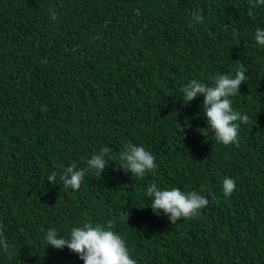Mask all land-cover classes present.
Listing matches in <instances>:
<instances>
[{
  "label": "trees",
  "instance_id": "1",
  "mask_svg": "<svg viewBox=\"0 0 264 264\" xmlns=\"http://www.w3.org/2000/svg\"><path fill=\"white\" fill-rule=\"evenodd\" d=\"M260 26L264 7L253 0H0V232L14 252L0 250V264H84L43 237L85 222H111L138 264H264ZM241 64L248 80L233 107L249 120L239 143L225 145L196 130L207 126L203 95L185 104L181 89ZM129 142L156 157L143 178L113 161L78 190L48 181L102 147L118 157ZM225 176L237 184L230 197ZM153 183L210 202L173 224L150 205Z\"/></svg>",
  "mask_w": 264,
  "mask_h": 264
},
{
  "label": "clouds",
  "instance_id": "2",
  "mask_svg": "<svg viewBox=\"0 0 264 264\" xmlns=\"http://www.w3.org/2000/svg\"><path fill=\"white\" fill-rule=\"evenodd\" d=\"M256 7H264V0H253ZM53 20L57 13L50 10ZM203 16L199 12L193 13V22L203 23ZM255 41L260 48H264V26L255 29ZM248 68L241 64L235 75L229 73H217L212 78V83L203 82L198 78L191 79L181 89V96L185 104L191 103L195 98L203 95V115L206 116L207 126H198L197 131L208 137L212 135L219 142L228 145L239 143L241 124L247 123L249 116L242 114L233 107V98L240 92L241 85L248 80ZM188 126L190 118L185 119ZM116 161L126 171H130L134 177L143 178L156 167V157L142 144L129 142L119 153L118 157L112 155L110 147H102L98 152L86 160V167H78L71 164L63 171H53L48 181L56 184L57 177L63 186L78 190L89 172L102 175L110 164ZM237 184L233 177L225 176L222 182V190L226 197H230L236 190ZM146 195L151 199V207L158 214L163 212L169 216L174 224L181 217L191 218L209 204V195L199 190H183L181 187H160L153 183L147 188ZM126 210L121 213V220L128 222L129 216ZM44 244L57 249L69 248L77 253L84 264H138L130 252L125 237L115 229L113 224H93L85 222L74 225L70 232L62 234L56 227H50L44 234ZM0 250L13 255L9 239L0 232Z\"/></svg>",
  "mask_w": 264,
  "mask_h": 264
}]
</instances>
